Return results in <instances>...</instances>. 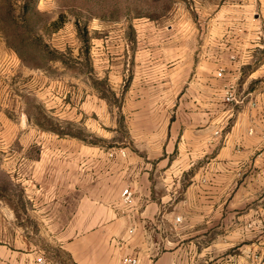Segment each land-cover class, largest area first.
Masks as SVG:
<instances>
[{
	"label": "crops",
	"instance_id": "obj_1",
	"mask_svg": "<svg viewBox=\"0 0 264 264\" xmlns=\"http://www.w3.org/2000/svg\"><path fill=\"white\" fill-rule=\"evenodd\" d=\"M252 2L223 8L213 37L175 24L142 50L152 74L132 91L152 96L150 118L125 121L119 151L48 137L25 174L36 229L0 221V264H264V40Z\"/></svg>",
	"mask_w": 264,
	"mask_h": 264
},
{
	"label": "rangeland",
	"instance_id": "obj_2",
	"mask_svg": "<svg viewBox=\"0 0 264 264\" xmlns=\"http://www.w3.org/2000/svg\"><path fill=\"white\" fill-rule=\"evenodd\" d=\"M242 1L0 0V221L36 229L25 174L48 137L119 151L125 121L150 118L152 96L132 90L149 85L138 55L152 40L175 24L213 37L218 13ZM252 7L264 40V0Z\"/></svg>",
	"mask_w": 264,
	"mask_h": 264
},
{
	"label": "built area",
	"instance_id": "obj_3",
	"mask_svg": "<svg viewBox=\"0 0 264 264\" xmlns=\"http://www.w3.org/2000/svg\"><path fill=\"white\" fill-rule=\"evenodd\" d=\"M235 102H236V99H235V91H234V88H229L225 92V95H224V103L225 104H233ZM122 200H123V204L125 206H131L132 205L133 195H132V193L130 192L129 189H126V190L123 191V193H122ZM175 222L177 224H179L181 222V220L180 219H176ZM36 264H44V262H43L42 259H38L36 261ZM120 264H138V260L134 256H129V257L122 258Z\"/></svg>",
	"mask_w": 264,
	"mask_h": 264
}]
</instances>
